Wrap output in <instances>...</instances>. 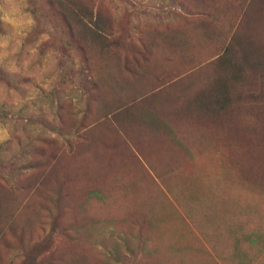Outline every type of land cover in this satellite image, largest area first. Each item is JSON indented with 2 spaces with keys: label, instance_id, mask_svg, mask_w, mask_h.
I'll return each mask as SVG.
<instances>
[{
  "label": "rangeland",
  "instance_id": "374dc122",
  "mask_svg": "<svg viewBox=\"0 0 264 264\" xmlns=\"http://www.w3.org/2000/svg\"><path fill=\"white\" fill-rule=\"evenodd\" d=\"M0 264H264V0H0Z\"/></svg>",
  "mask_w": 264,
  "mask_h": 264
},
{
  "label": "trees",
  "instance_id": "16d2710c",
  "mask_svg": "<svg viewBox=\"0 0 264 264\" xmlns=\"http://www.w3.org/2000/svg\"><path fill=\"white\" fill-rule=\"evenodd\" d=\"M95 32H97V31H95ZM96 34V36H100V37H103V36H101L100 34H98V33H95ZM9 230H11V231H15L16 230V228L15 227H9ZM46 250V249H45Z\"/></svg>",
  "mask_w": 264,
  "mask_h": 264
}]
</instances>
